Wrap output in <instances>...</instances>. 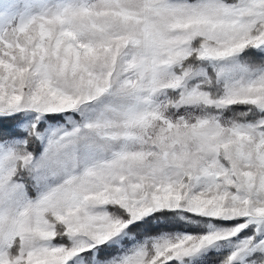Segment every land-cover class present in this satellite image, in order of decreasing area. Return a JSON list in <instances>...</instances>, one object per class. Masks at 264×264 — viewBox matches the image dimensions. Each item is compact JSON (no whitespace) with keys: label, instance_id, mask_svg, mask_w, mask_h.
<instances>
[{"label":"snow or ice","instance_id":"snow-or-ice-1","mask_svg":"<svg viewBox=\"0 0 264 264\" xmlns=\"http://www.w3.org/2000/svg\"><path fill=\"white\" fill-rule=\"evenodd\" d=\"M0 264H264V0H0Z\"/></svg>","mask_w":264,"mask_h":264}]
</instances>
